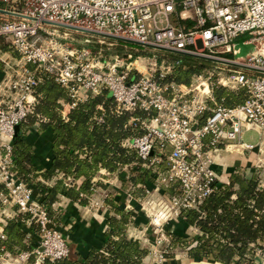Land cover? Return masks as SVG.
Instances as JSON below:
<instances>
[{
    "label": "built area",
    "instance_id": "1",
    "mask_svg": "<svg viewBox=\"0 0 264 264\" xmlns=\"http://www.w3.org/2000/svg\"><path fill=\"white\" fill-rule=\"evenodd\" d=\"M68 30L97 36L101 45L104 38L130 43L124 46L130 50L108 59L88 44L74 48ZM0 38L19 55L12 63L0 49V240L6 239L4 225L15 218L14 210L25 214V227L37 226L31 250L13 254L0 243V264H29L34 256V264H45L70 254L34 183L18 175L13 154L15 127L35 113L36 87L45 74L67 91L70 100L61 102L65 120L105 90L118 114H134L133 135L122 144L144 166H158L153 181L157 189L174 187L160 196L179 217L228 182L214 169L220 152L229 146L253 149L245 134L264 130V0H0ZM251 44L242 55V45ZM186 58L205 63L190 82H177L176 70L191 65ZM221 88L242 91L244 99L226 105L216 95ZM98 108L104 110L102 104ZM97 120L103 122L104 115ZM157 216V223L172 218L163 210ZM165 239L162 233L155 245ZM250 247L254 264H264V240ZM159 250L154 253L162 257Z\"/></svg>",
    "mask_w": 264,
    "mask_h": 264
},
{
    "label": "trees",
    "instance_id": "2",
    "mask_svg": "<svg viewBox=\"0 0 264 264\" xmlns=\"http://www.w3.org/2000/svg\"><path fill=\"white\" fill-rule=\"evenodd\" d=\"M0 49L16 53L9 44H4L2 38ZM186 60L191 65L176 70L174 78L177 82H190L193 74L200 73L205 63L200 59ZM3 69L4 63L0 61V71ZM36 94L39 102L35 113L21 124V132L13 142V154L18 175L34 183L50 217L53 215L52 207L61 195L82 205L88 204L97 187H106L101 179L94 181L95 177L101 176V170L120 175L124 168H128L129 182L134 192H139L140 186L153 184L152 172L158 166H144L137 153L122 144L123 140L133 135L129 120L134 114H118L109 91L105 90L102 95L80 103L70 111L66 120L61 114V102H67L70 98L53 77L45 74L43 81L36 87ZM216 95L220 99L224 97L229 106L244 99V92L223 88L217 90ZM101 104L103 111L98 108ZM102 114L104 121L99 122L97 117ZM38 115L47 118L46 121H40L39 128L43 131L49 128L53 135L51 156L43 170L37 166L34 144L26 139L30 120L35 124L40 119ZM135 115L145 117L142 112H136ZM166 188L167 193L174 192L173 186ZM105 201L113 212L108 219L105 246L91 248L84 260L73 257L70 252L66 258L46 261L45 264L142 263L149 249L127 235V229L134 221L133 211L126 209L113 196ZM22 219L19 215L8 220L4 225L6 239L0 240L13 254L31 250L36 244L34 228H25ZM180 220L184 222L185 228L194 226L199 231L187 240L180 231L171 235L174 244L187 250L192 259H209L224 264H254L256 256L250 246L264 240V187L256 171H233L228 182L221 184L199 208L183 209ZM28 233L32 234L29 238ZM33 261L31 257L29 264Z\"/></svg>",
    "mask_w": 264,
    "mask_h": 264
},
{
    "label": "rangeland",
    "instance_id": "3",
    "mask_svg": "<svg viewBox=\"0 0 264 264\" xmlns=\"http://www.w3.org/2000/svg\"><path fill=\"white\" fill-rule=\"evenodd\" d=\"M68 31L70 32V35L72 37V39H70L69 42H71L72 40L74 48L86 47L89 45V47L93 51H98L102 49L103 54L107 56L108 59L112 58V56L115 54H121L125 52V50H130V47L129 48L124 47L126 44L130 45V43L121 42L119 40H115L111 38H104L105 43L101 45L96 42L98 40L97 36H93V35L90 36L85 33L76 32L73 30H68ZM87 38H90L94 41L92 43H86ZM244 38H246V36H243L242 38H240L239 41L242 42V39ZM3 42L4 44H9L4 39H3ZM253 48L254 46L252 44L242 45L241 47L242 55L244 56L247 55ZM1 51L7 53V55L3 56V58L10 59L12 63L15 62V60H13L14 58L19 57V55L15 52L3 51V50ZM167 55H169V53ZM206 64L211 65L209 62ZM61 110H64L63 105H62ZM40 123L41 122L39 119L35 121V124H33L32 120H30V125H29L30 128L26 129V132H27L26 139L31 141L32 144H34L35 149H37L38 141L43 136H45L47 133H51V130L49 128L44 131L41 130L39 128ZM258 137H260V135H258L256 131H250L245 134V140L252 141V142H256L258 140ZM37 157L38 156H36L37 164H42L39 157L38 158ZM245 166L248 167L252 172L256 171L260 179L261 186H264V162L262 161L259 164H253V165L248 164ZM38 168L41 170L40 166H38ZM129 175L130 173H129L128 168H124L121 174L118 176H113L112 174L108 175L109 177L105 179V182H107L106 183L107 187H104V189H101V188L96 189V191L90 196L88 207L85 210H87L88 212L101 211L107 205V204L105 205L106 203L105 199L108 198L109 196H113V198L115 199L118 198V200H120L121 198L124 201L123 203H125V208L132 210L134 215L138 217V219L140 218L136 222V227H138L141 230V232H139L138 234H135V236H137L139 240L145 239L146 240L144 241L146 242L145 244L152 246L153 250L155 248H157L158 250L159 249L162 250L164 257L158 256L157 258L159 262H162L166 257L170 258L171 256L176 255V253L181 255L183 248H181L179 245L174 244L172 236H171L172 234H176L177 231H175V229H173L172 226L170 225L171 223L184 224V222L180 220L179 216L175 215L173 210H171V207H168L170 206L168 201L162 198V196H160V194L165 192L167 188L160 187L159 189H157L155 181H152L153 184L142 186V187L140 186L138 187L139 192L138 191L134 192L133 187L131 183L129 182ZM76 207L78 206L74 202L68 199H65V198H61V200L58 203H55L52 207L53 215L51 219L54 222V226L56 230L58 231V235L60 236V238H62V240H64L70 252H71V243H70L71 241H70L69 228H68L69 227L68 211H71L73 208H76ZM109 208L112 210L111 207ZM161 210L169 212V214H171L172 218L170 220V223H165L162 221L160 223H157L159 222L157 215L159 214ZM14 211L15 213H12L13 216L18 217L19 215H21L23 219H26L25 214L19 213L16 210ZM111 215L112 214H109L106 219L107 221V227L105 231L106 239H107V230H108V219ZM23 219H22V222L24 221ZM33 228L34 230H37L36 224L33 225ZM171 228L173 229V231L171 230ZM186 228L190 230V233L187 236L183 235L184 239L187 240L189 238L194 237L197 234L194 226L193 228L191 226H188ZM162 233H165L167 239L164 240L161 246L155 245L157 239L161 237ZM30 236H32V234L28 233V238ZM33 258H34V261L31 264H34L36 261V257L34 256Z\"/></svg>",
    "mask_w": 264,
    "mask_h": 264
},
{
    "label": "crops",
    "instance_id": "4",
    "mask_svg": "<svg viewBox=\"0 0 264 264\" xmlns=\"http://www.w3.org/2000/svg\"><path fill=\"white\" fill-rule=\"evenodd\" d=\"M2 78V71H0V79ZM256 131L260 137H258V140L256 142L248 141L255 145L253 149H242L241 147L237 146H229L227 149H223L219 156L216 159V163L214 164V169L218 173V175L221 177L223 181H227L229 178V175L234 170H246L249 173L252 171L246 167L245 165H253V164H259L260 162H264V130H252ZM49 134V135H47ZM45 136H43L37 143V149H36V156L39 157L41 160V163L43 164H37V166H40L41 170H43L46 167V162L50 159V150H51V141L53 138V135L51 133H47ZM245 139V137H244ZM257 149V150H256ZM37 157V158H38ZM240 167V168H238ZM111 173H102L101 176H99L103 184L107 187V182H105V179L109 177ZM103 175V176H102ZM113 176H118L117 174H112ZM115 187V186H114ZM104 189L102 187H97ZM114 195V194H112ZM61 198H65L70 200L69 198L61 195L56 203H58ZM115 200L119 201L125 206V203H123V199L116 198ZM72 201V200H70ZM74 202L78 207L73 208L71 211H68V223H69V235H70V243H71V254L73 257L84 260L90 251L91 248L97 247V248H103L106 244V227H107V216L109 214H112V210L109 208L110 206L105 205L110 209H108L106 206L101 211H91L88 212L85 210L88 207V204L82 205L78 202ZM106 202V201H105ZM140 219V218H139ZM138 217L134 215V221L133 223L128 227L127 229V235L129 238L136 239L141 242V244L149 249L148 254L143 258L141 264H224L221 262L216 261H210V260H203V259H192L188 251L185 249H182V254L176 253V255L171 256L170 258L166 257L162 262H159L156 254L154 253V250L152 249V246L145 244L146 241L139 240L135 234H138L141 232V230L136 227V222L139 220ZM170 223V222H167ZM175 231H180L184 236H187L190 233V230L185 228L183 224H173L171 225ZM193 228V226H191ZM171 230L173 231V229ZM169 230V231H171ZM196 233L199 231L197 229ZM190 239V238H189ZM146 245V246H145Z\"/></svg>",
    "mask_w": 264,
    "mask_h": 264
},
{
    "label": "water",
    "instance_id": "5",
    "mask_svg": "<svg viewBox=\"0 0 264 264\" xmlns=\"http://www.w3.org/2000/svg\"><path fill=\"white\" fill-rule=\"evenodd\" d=\"M53 24V23H52ZM58 26H62V27H66V28H71V29H75V30H82V29H79L75 26H69V25H65V24H56ZM82 31H85V30H82ZM86 32V31H85ZM20 131H21V127L19 125H17L15 127V135L18 136L20 134Z\"/></svg>",
    "mask_w": 264,
    "mask_h": 264
}]
</instances>
